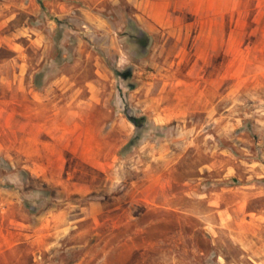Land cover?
Wrapping results in <instances>:
<instances>
[{"label": "rangeland", "instance_id": "374dc122", "mask_svg": "<svg viewBox=\"0 0 264 264\" xmlns=\"http://www.w3.org/2000/svg\"><path fill=\"white\" fill-rule=\"evenodd\" d=\"M0 264H264V0H0Z\"/></svg>", "mask_w": 264, "mask_h": 264}, {"label": "trees", "instance_id": "16d2710c", "mask_svg": "<svg viewBox=\"0 0 264 264\" xmlns=\"http://www.w3.org/2000/svg\"><path fill=\"white\" fill-rule=\"evenodd\" d=\"M131 122L135 125V126H138L139 125V119H136V118H130Z\"/></svg>", "mask_w": 264, "mask_h": 264}, {"label": "crops", "instance_id": "0c3cea01", "mask_svg": "<svg viewBox=\"0 0 264 264\" xmlns=\"http://www.w3.org/2000/svg\"><path fill=\"white\" fill-rule=\"evenodd\" d=\"M67 86V85H66Z\"/></svg>", "mask_w": 264, "mask_h": 264}]
</instances>
